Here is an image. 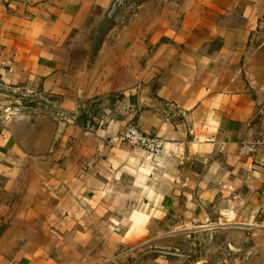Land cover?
<instances>
[{
	"label": "crops",
	"instance_id": "0c3cea01",
	"mask_svg": "<svg viewBox=\"0 0 264 264\" xmlns=\"http://www.w3.org/2000/svg\"><path fill=\"white\" fill-rule=\"evenodd\" d=\"M109 3L0 0V109L6 98L50 101L0 125V176L29 170L0 264H59L47 243L93 244L88 260L222 223L238 186L263 176L264 0H198L152 59L134 55L122 101L81 119L89 96L63 72L62 43ZM128 125L161 137L162 154L111 142Z\"/></svg>",
	"mask_w": 264,
	"mask_h": 264
},
{
	"label": "rangeland",
	"instance_id": "374dc122",
	"mask_svg": "<svg viewBox=\"0 0 264 264\" xmlns=\"http://www.w3.org/2000/svg\"><path fill=\"white\" fill-rule=\"evenodd\" d=\"M197 1L110 0L106 8H92L83 30L75 31L62 43L68 60L63 72L76 93L83 90L89 96L80 102L90 111L80 113L78 118H87L92 110L104 113L110 105H117L116 101L121 102L118 97L128 87L125 81L134 55L143 57L144 64L147 52L152 59L195 11ZM4 103L1 106L20 111L5 119L7 114L0 109V121L4 123L50 106L45 96H28L20 101L6 98ZM255 122L257 137L260 133L259 138L264 139V120ZM28 175L29 170L24 168L20 177L0 176V237L7 234L16 216L25 214ZM238 190L237 202L228 208L222 223L217 220L213 225L175 229L112 252L104 251L100 244V257L88 260L82 255L92 251L93 244H86L85 250L78 243L65 244L62 249L58 244L56 252L57 244L51 249L47 243V250L59 264H264V171L256 184L245 180Z\"/></svg>",
	"mask_w": 264,
	"mask_h": 264
},
{
	"label": "built area",
	"instance_id": "2783aa9c",
	"mask_svg": "<svg viewBox=\"0 0 264 264\" xmlns=\"http://www.w3.org/2000/svg\"><path fill=\"white\" fill-rule=\"evenodd\" d=\"M3 111L7 114L5 119L19 112L18 109L9 106L4 107ZM3 123L4 121H0V125ZM111 142L126 144L132 148L141 150L151 158L159 157L164 150V141L161 137L147 135L136 125L126 126L118 135L111 139Z\"/></svg>",
	"mask_w": 264,
	"mask_h": 264
}]
</instances>
